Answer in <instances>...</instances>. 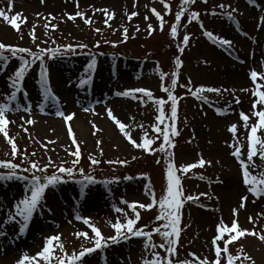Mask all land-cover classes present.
Instances as JSON below:
<instances>
[{
  "label": "rangeland",
  "instance_id": "374dc122",
  "mask_svg": "<svg viewBox=\"0 0 264 264\" xmlns=\"http://www.w3.org/2000/svg\"><path fill=\"white\" fill-rule=\"evenodd\" d=\"M167 2L171 6L170 12H165L160 0H43V3L41 0H14L10 14L21 13L27 18L26 22L20 21V30L17 31L0 19V41L5 44L27 47L33 52H38L39 48L64 49L62 46L69 44L87 45L86 48L76 47L77 50L74 51L55 52V55L49 53L43 60L49 87L58 98V105L51 99L45 102L41 94V61L38 60L31 65L23 80L27 97L18 93L17 98L21 105L26 106L30 103L31 118L35 123L31 125L25 123L29 114L23 110L9 112V119L15 122L8 125V132L15 138L16 143L23 145L31 154L30 159L25 158L26 169L30 167L29 161L36 160L43 165L49 157L55 164L64 162L65 167H71V161L75 158L67 149L74 151L76 146L71 143L64 120L54 114L59 106L66 114L75 113V116L80 117L82 121V129H76L73 121L68 123L79 146L83 148L84 158L89 153L91 156H97L101 161L126 160L131 163L126 167L129 169V175L117 184L107 185L97 182L89 184L83 190L80 184H69L64 187L56 185L47 188L44 192L46 205L43 206V210L55 215L71 219L67 216H75L77 212L82 216L84 211L90 212L89 210L98 207L103 218L100 222L97 219L95 222L94 219L90 220V223L98 227L105 238L116 234L111 224L117 219L122 223L126 219L123 213L114 211V208L124 209L129 217H134L131 209L122 201L152 203L149 190L154 192L157 200L165 194L167 186L165 154L160 156L159 151L153 153L134 147L119 131L114 121L107 116L105 109H112L113 114L127 125L126 131H129L137 142H142L145 131L149 138L158 135L152 127L157 123L155 117L158 115L154 101H149L144 96V102H141L132 95L121 96L117 93L137 88L150 90L152 94L158 93L161 91L160 73L163 72L161 66L167 74L164 76L163 84L168 87L172 71L169 56L175 47L171 40L170 28L175 22V13L180 8L181 0H167ZM201 2L205 0H196L193 11L199 14L203 12L202 34L199 37L192 36L191 39L194 38L192 44L184 47L179 58L181 66L177 69V84L183 87L187 85L192 91L200 86L230 91H222L219 94L204 91L199 95L206 97V100L190 95L179 98L177 102L179 111L175 124L179 135L175 136V139L172 138L174 146L170 149L176 166L194 163L201 156L212 163L203 167L197 166L186 174L178 173L181 175L184 196L192 195L198 199L185 200L183 205L182 222L185 226L181 228L178 250L174 257L176 260L191 259L188 256L189 252H195L201 258L207 256L209 259H214V249L211 248L210 242L216 235L217 224L222 219L230 226L233 220L232 209L239 205L240 198L245 195L248 199L245 207L238 211L236 216L238 224L246 229L255 227L258 232L264 234V215H258L264 213V196L257 199L247 191L242 181L240 164L231 155L236 140L229 127L235 123L238 128L236 137L241 145V158L247 159V130L243 127L239 113L241 110L250 113L252 96L251 92L243 91L248 94L243 102L241 96L232 89L227 77L228 72L236 71L242 75L243 89H251L253 82L250 79V71L264 73V25L258 28L260 17H264V0H255L254 4H250L248 0H206L205 4ZM221 4L231 7L222 9L219 7ZM7 6L8 0H0V8L7 10ZM101 8L107 9L114 15L105 16L97 11ZM151 8L161 12L165 21L163 30ZM233 8L238 11L232 12ZM78 11L84 13L83 18L79 16L75 19L68 18L67 14L75 15ZM213 11L216 15L211 14ZM132 12L138 14L129 19ZM228 12H232L231 20L227 17ZM145 16L148 19H145ZM85 18H90L91 23H85ZM105 20L107 23L104 22ZM46 23L54 24L56 27L46 28ZM149 24L152 25L150 33L147 28ZM33 28H35V39L31 34ZM125 28H127V39L123 33ZM96 29L100 31L97 32ZM205 29L232 41L231 47H221L207 38L204 35ZM81 50L105 52V56L76 52ZM118 54L121 55L117 56ZM93 57L96 63L93 69H89L88 65ZM230 63L233 64V68L230 67ZM18 64L16 58H11L6 66L0 67V103L8 102L5 94L11 91L9 77L13 76ZM81 79L87 82L81 85ZM33 92L37 96L36 99H32ZM134 95L143 96L142 93ZM235 97L240 99L238 104L235 102ZM12 104L15 105L16 101ZM84 108L92 110L84 111ZM168 109L169 106L165 104L166 115ZM217 109L226 110L225 114H218ZM21 117L25 120L22 121ZM255 120L256 118L252 117L250 123H254ZM52 121L53 124H50ZM92 122L101 129L96 131L95 135H93ZM21 124L24 125L23 128L19 126ZM160 126L164 127L163 124ZM24 128L28 131H24ZM83 129H86L87 133L84 134ZM258 136L264 140V131L258 132ZM98 140L101 141L99 145ZM162 142L163 138L160 137L151 147L158 149ZM44 144L47 148L43 146ZM33 152L36 155H32ZM8 155L9 145L3 134H0V157ZM253 161L257 167L253 169L250 165V171L264 170V160H261L258 154L253 157ZM22 164L24 165V162ZM230 170L239 183L226 180L225 176ZM54 172V167H49L47 170L48 174ZM200 176L204 179H199ZM21 183L27 184L26 181L21 182L17 179L0 181V199H8L10 203V198L14 194H20L12 189L18 188ZM230 183L235 187L236 195L230 201L223 202L221 191L231 188ZM200 193L206 195H199ZM27 194L30 195V192ZM25 195L26 192L23 191L22 197ZM38 208L42 211L40 205ZM138 211L140 213L138 223L143 225L155 221L159 207L156 205L148 211L147 209H138ZM33 215L32 225H28L25 234L19 238H17L19 223L15 228L9 227L5 235H0V244L2 243L5 249L10 247L9 250L15 252L14 257L17 260L23 254L34 256L42 249L46 237L58 233L65 251L69 254L73 251L78 254L81 245L94 246V241L73 235L79 231L87 232L89 237L94 235L91 228L80 223L81 221L70 225L67 231L48 223L50 219L46 215L38 212ZM249 216L253 217V222H249ZM6 220L10 222L5 223ZM0 221L8 225L18 220L14 214L9 218L0 208ZM155 224H151L150 228ZM152 240L156 244L163 242L158 233H155ZM241 245L244 252L250 255L256 264H264V241L255 235L246 234L228 244L229 253L239 257L237 261L252 264L240 254ZM156 251L165 255L163 249L157 248ZM4 255H6L5 251L0 247V260ZM56 255H62L59 249L56 250ZM142 258H151V253L144 248V238L130 236L127 240L122 239L117 243L107 244L86 254L83 257V264H142ZM41 264L44 262L41 261ZM51 264H57V261L53 259ZM222 264H226V257Z\"/></svg>",
  "mask_w": 264,
  "mask_h": 264
},
{
  "label": "snow or ice",
  "instance_id": "6c2138e0",
  "mask_svg": "<svg viewBox=\"0 0 264 264\" xmlns=\"http://www.w3.org/2000/svg\"><path fill=\"white\" fill-rule=\"evenodd\" d=\"M43 3V0H41ZM161 4L164 7L165 12L171 11V6L167 2V0H160ZM206 2V0H205ZM250 4H254L255 0H248ZM195 3V0H181V5L179 10L175 13V22L171 25L170 34L173 38L178 36V27L181 23V18L185 16L186 12L188 13V20H199L200 14L196 11H190L191 4ZM14 5V0H8L7 10L4 8H0V19L7 22L13 29L19 31L20 30V21L26 22V17H23L21 13L10 14L11 9ZM220 8L231 7L230 5H219ZM97 11L102 12L105 16H112L114 13H109L107 9H97ZM238 9L233 8L232 12H236ZM151 12L156 16V18L160 21V28L163 30V25L165 23L161 12L158 11L156 8H151ZM232 12L227 13L228 19H232ZM137 12H132L129 16L131 17L136 16ZM212 15H216L215 11L211 13ZM39 15V14H37ZM51 16V14H49ZM69 19H75V17H84V13L76 12L75 15L67 14ZM145 19H148L145 16ZM107 23V20L104 21ZM85 23H91L90 18H85ZM264 25V17H260V23H258V28ZM45 27L55 28L56 25L46 23ZM203 24L201 23V28L203 29ZM149 33L152 30V25L149 24L147 26ZM137 30H139L137 28ZM97 32L100 29H96ZM125 39H127V28L123 30ZM33 39H35V28L32 31ZM204 35L209 38L210 40L214 41L221 47H231L232 41L219 37L215 35L213 32L204 30ZM190 40L189 34L185 33L183 35L182 41L180 44L177 45L178 50L182 53L184 50V46L188 45ZM39 48V46H37ZM64 49L68 51H74L76 47L86 48L87 45L79 44V45H64L62 46ZM57 50L54 49H45L39 48L38 52H33L30 48L27 47H20L17 45H10L5 44L4 42L0 41V67L6 66L7 63L10 61L11 58H16L19 61L18 67L15 69L14 74L12 77H9V87L11 89L9 94H5L7 101L6 103H0V134H3L6 142L11 146V155L13 160L15 159L18 153V146L15 142V138L11 137L8 132V125L14 123L15 121L9 119L8 113L9 112H16L23 110L27 112L28 119L25 123L31 125L34 124L35 121L31 118V105L30 103L25 105H21L18 102V93H22L24 97H27V92L23 88V80L25 78L26 72L29 70L32 64L36 63V61H41L40 68V84H41V94L44 97V101L47 102L49 99L55 102L58 105V98L51 92L49 87V81L47 78V71L43 64V57L48 54L52 53L55 55ZM10 53V55H6L5 53ZM30 57L31 59L27 58ZM95 58L93 57L90 64L88 65L89 69H93L95 66ZM177 68L181 66L180 59H176L175 61ZM167 75L166 73L161 72V90L167 93V100L160 98L155 99L152 95L150 90H146L144 88H137V89H129L124 92H119L117 95L121 96H129L132 95L133 98L141 100L144 102L143 97L146 96L149 101H154V103L158 106L157 111L158 115H156L155 120L157 121L154 124L153 131L158 135L152 138L148 137V133L145 131L142 137V142H137V140L133 139L130 135L129 131H126L127 125L118 119L114 114L111 108H106L105 111L107 116L111 118L115 125L118 127L119 131L129 140V142L138 149H143L144 151H149L155 153L159 151L165 154V164H166V190L165 194L161 196L158 200L155 197L154 192L149 190V194L152 196V203H142V202H127L122 201L125 203L128 208L131 209L134 217H129L124 209L121 208H114V211L118 213H123L125 216V222H121L119 219L116 220L115 223L111 224V227L115 230V235L105 238L100 229L96 227L94 224L90 223V218L82 217L78 214H75V219L82 220L85 225L91 228L92 233L94 235L89 237L87 232L79 231L76 232L74 235L77 238L83 237L84 239L94 241L93 247H84L81 245V250L77 254L73 251L71 254L67 253L64 249L63 243L60 239V234H56L53 236L46 237L44 239V244L42 249L37 252L34 256H28L27 254H23L21 259L15 262V264H41V261L44 264H51V261L55 259L57 264H83V257L86 254H90L96 249H100L102 247L107 246V242L109 240L113 242H118V238H122L127 240L130 236L134 237H142L144 238V248L145 250L151 253V258H142V264H222V261L226 257V264H234L235 260L238 257H234L228 250V244L232 241L237 240L240 237H244L246 234L255 235L261 241H264V234H261L256 230L255 227L252 229L242 228L236 219L239 209L245 207V202L247 201V195L242 196L240 198V203L236 208L232 209L233 220L230 224H226L222 219L217 224L216 227V235L213 236L210 245L211 248L214 249V259H209L207 256L201 258L195 252H189L188 256L191 259H183V260H176L174 257L177 254V245L179 243V238L181 234V209L185 200H194L198 199V197H194L192 195H188L187 197L184 196L183 187L181 183V177L178 173L186 174L191 169L196 168L197 166L203 167L205 164L210 165L211 161H206L202 156L201 158L194 162V163H185L181 164L179 167L176 166L173 154L171 153L170 149L174 146L172 137L179 135V132L176 128V120H177V102L178 97L173 94L174 89L177 84L178 72H173L171 74V84L168 87H165L163 84L164 76ZM250 79L253 82V87L251 89L244 88L241 91L244 92H251L252 100H251V111L250 113H245L244 111H240L239 115L241 120L243 121V127L247 130V159H242L241 151H240V141L237 139L236 134L238 131L237 124L233 123L229 127V131L232 133L234 140H236V144L234 146V151L231 153L236 160L239 162L241 170H242V181L246 185L247 191L251 193L255 198H260L264 196V170L259 172L250 171L249 166L251 165L253 169L257 166L253 161V157L257 154L259 155L261 160H264V140L258 136V132L264 131V73H258L256 70L250 71ZM87 81L81 79L80 84L83 85ZM187 87V85H184ZM192 91L191 89H189ZM207 91V92H215L221 93L222 91H230L229 89H221V88H214V87H205L200 86L192 91V95L197 96L198 99L206 100V97L199 95L200 93ZM234 91V90H233ZM135 93H142L143 96H135ZM16 101V104L13 105L12 102ZM170 102V115H166L164 111V105ZM235 102L238 104L240 102L239 97H235ZM92 110L90 108H84V111ZM94 111V110H93ZM226 110L217 109L218 114H225ZM56 116L61 117L67 125L68 135L71 138V143L75 145V150L67 149L69 154L75 159L71 161V167H65L64 162L60 164H55L51 157L48 158L47 162L43 165L36 160L29 161L30 167L24 169L26 172H30V176H23L17 174V169H20V165L13 163L12 161H0V167H4L9 169L10 171L5 173H0V181H7L10 179H18L27 182V186L25 189L26 195L17 202L16 204V215L20 217V220L17 221L20 227L17 232V238L19 236L25 234L29 222L35 211L38 210V206L43 198L45 190L51 186L55 187L60 182H66V179H72L74 173L79 171L83 175V169H77L76 165L79 163V158L81 156L79 144L75 138L73 129L71 125L68 123L73 120L75 113H65L62 108L57 106L56 111L54 113ZM252 117H255L256 120L254 123H250ZM21 120L24 121L25 118L21 117ZM170 121V122H169ZM163 124L164 127L162 128L160 125ZM20 127H24L23 124L19 125ZM93 128V135H95L96 131H100L99 127L92 122ZM24 131H28L27 128H24ZM163 138V142L159 145V148L151 147L155 140ZM53 142L54 141H50ZM101 141H97L99 145ZM47 148V145H43ZM232 146V145H230ZM102 151V150H101ZM22 156H26V153H21ZM32 155H36L35 152ZM135 158V157H133ZM92 164H98L99 161L94 158V156L89 157ZM120 163L126 164V160L122 161H109V163ZM159 163V160L157 161ZM49 167H54L55 172L52 174H48L47 170ZM199 179H204L203 176H200ZM81 185V189H86L89 184L95 183V178L92 175H85L83 180L78 181ZM30 192V195L27 193ZM199 195H206V193H200ZM22 205V207H21ZM158 205L159 213L155 217V221H161L162 223L155 224L152 227L151 231H146L145 229L148 228V225L137 227L138 221L140 220V213L138 209H151L154 206ZM42 215V213H41ZM258 215H264V213H260ZM9 217L12 218L13 214L9 213ZM249 222H253V217H248ZM10 222V220H6L5 223ZM153 233H158L162 238V243L156 244L152 240ZM0 234H4L0 232ZM163 249L165 255H161L160 252L156 251V249ZM59 249L62 255L57 256L56 250ZM240 254L244 256V259L250 260L252 264H256L255 260L252 259L250 255H248L243 250V245L240 246Z\"/></svg>",
  "mask_w": 264,
  "mask_h": 264
},
{
  "label": "bare ground",
  "instance_id": "6f19581e",
  "mask_svg": "<svg viewBox=\"0 0 264 264\" xmlns=\"http://www.w3.org/2000/svg\"><path fill=\"white\" fill-rule=\"evenodd\" d=\"M230 67L233 68L234 67L233 64L230 63ZM227 77L230 80V85H231L232 89H234L237 92V94L239 96H241L242 101L244 102L245 99H247V95L248 94H245L243 91H241V89H243V86H244L243 80H242V75L240 73L236 72V71L235 72L230 71V72H228V76ZM36 97L37 96L33 92L32 93V99H36ZM243 105L246 106V104H243ZM72 121H73L72 123L76 127V129H78V128L82 129V126H81L82 121H81L80 117L75 116V118H73ZM50 124H53V121ZM61 127H62V125H61ZM61 127H59V128H61ZM82 131H83L84 134L87 133L86 129H83ZM225 178H226V180L228 182H232L233 181V182L239 183L238 179L237 180L234 179V176H233V173L231 172V170H230V173L225 176ZM231 185H232L231 188L229 187V188L221 191V196H222L223 202L230 201L236 195V189H235V187H233V184H231ZM17 192L20 193L19 191H17ZM12 199L14 201V205H16L17 202L22 199V195L21 194H14ZM14 205H10L8 203V199H5V200H3V198L0 199V208H2L3 211L7 215H9L8 209L10 210V212L12 214L16 215V211L17 210H16V206H14ZM98 210H99V208L97 207L93 212H90L89 214H86V216H88V218H90V220H92V221L94 219V222L97 221V220H98V222H100L101 218H103V217H101V212H99ZM16 216L18 217V215H16ZM68 220H70V219H67L66 221H68ZM71 220H74V219H71ZM16 226H17V222L16 221H15V223H9L8 225L7 224H3L0 221V232L4 233V234H0V235H5L8 232V228L9 227L15 228ZM61 226H62V230H67V231L71 227V226L68 227V225H64V224H61ZM65 233L66 234H70L69 232H65ZM73 235H74V233H73ZM1 244H0V247L3 248V251H5L6 255H4L3 258L0 260V264H15V262L18 261L21 257H19V259L17 260L14 257L15 252L10 251L9 250L10 247L9 248L7 247L5 249ZM4 244H7V242H4Z\"/></svg>",
  "mask_w": 264,
  "mask_h": 264
}]
</instances>
